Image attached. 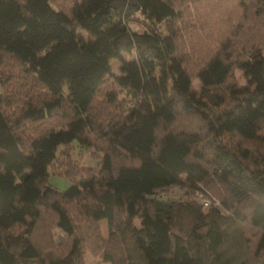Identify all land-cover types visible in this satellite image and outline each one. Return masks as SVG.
Wrapping results in <instances>:
<instances>
[{
	"label": "trees",
	"instance_id": "16d2710c",
	"mask_svg": "<svg viewBox=\"0 0 264 264\" xmlns=\"http://www.w3.org/2000/svg\"><path fill=\"white\" fill-rule=\"evenodd\" d=\"M192 1L74 0L66 11L52 0H0V69L15 61L42 87L17 113L0 91V264H84L80 223L110 264H264V38L236 46L226 37L209 51L181 30L195 18ZM236 4L252 9V25L264 21V0ZM136 13L147 28L130 27ZM231 14L216 2L197 20ZM236 68L248 85L233 81ZM59 108L62 123L22 136L23 121ZM64 147L102 157L79 178L70 169L58 190L49 168ZM171 188L182 194L161 195ZM46 211L65 237L41 244L34 232Z\"/></svg>",
	"mask_w": 264,
	"mask_h": 264
},
{
	"label": "rangeland",
	"instance_id": "374dc122",
	"mask_svg": "<svg viewBox=\"0 0 264 264\" xmlns=\"http://www.w3.org/2000/svg\"><path fill=\"white\" fill-rule=\"evenodd\" d=\"M236 1L237 0H193L191 5L194 7L193 10H191V14L195 16L194 20L191 23L188 22L185 28L183 25H180L181 30L186 32L185 37L191 39L200 38L202 40L201 43H205V48H209V51H212L217 47V41H221V39L226 37H231L230 41L238 43L236 46H241L243 42L247 41L251 34H255L259 38H264V21L258 23L257 21L259 18H256V21H254L255 24L252 25L251 20L247 19V17L252 14V9L249 7L246 12V14H248L247 16L245 14V10L242 11V9L236 4ZM52 2L55 6L68 11L74 0H52ZM216 2L217 4L219 3L220 7L228 8L230 12L233 11L234 14H231V17H228L227 19L223 18L218 22L215 20H206L205 18H200L197 20V16L202 17L207 15L208 10H212L214 5H216ZM184 6H187V4L184 3ZM147 23L148 21L142 15L136 13L133 15V19L130 20L129 25L134 30H142L147 28ZM241 26L246 27L245 31H241ZM159 27L160 29L165 30L164 23L160 24ZM213 30L215 31L214 34ZM126 57L129 56L126 55ZM110 65L111 72L113 74H119V61L117 59L111 60ZM232 79L233 81H236L238 85H248L247 78L243 75V72L240 69L236 68L233 70ZM0 80V91L3 92V95L7 94L5 96L6 98L12 100L10 107H8V112L17 113L22 102L31 97L38 99L42 95L39 94L42 92V87L37 85L34 79L30 78L28 73L24 71L23 67L18 65L15 61H7V63L1 67ZM192 87L194 89H199L200 82L197 78H193ZM108 88H114L110 78L107 79L106 84L101 87L97 95L96 102L94 104V108L97 112L102 108H105L103 106L104 91ZM121 96H123V94ZM64 111L65 109L59 108L55 110L52 115H49L46 121L42 122L23 121L20 125L19 131H22V136H26V138L38 134L41 132V130H43V128H46L50 124L62 123L65 120ZM180 122L181 124H184L183 120H178L177 123ZM181 137L188 143H191L194 140V138L188 137L185 134H182ZM62 150H64L66 154H59L57 160L50 166L49 172L51 174L48 176V183L58 190H66L70 186L71 180L67 178L71 176L70 169L71 172H73V175L76 178H79V176L84 174V169L91 166L94 168L98 167L102 157V151H98L96 148L86 150L85 152H78L76 148L73 150L71 147H64ZM181 194L182 192L175 188L161 192V195L164 196H180ZM69 207L72 209L71 204ZM53 216L54 215L48 211L44 212L43 217L39 221L34 232V238L37 242L41 244L48 243L46 240V238H48L47 235H49L48 239L53 237L54 240H60L65 237L63 231L55 225ZM134 222L137 225L139 224L137 218L134 220ZM87 227L88 225L85 223H80V228L82 229L83 233H86L90 238L87 241V243H89V249L85 250L83 255L84 264H110L108 262L102 261L101 257L95 254L92 251V248H90L96 243V240H91L92 231H87ZM98 227L100 236L106 238L107 225L104 218L98 221Z\"/></svg>",
	"mask_w": 264,
	"mask_h": 264
},
{
	"label": "built area",
	"instance_id": "2783aa9c",
	"mask_svg": "<svg viewBox=\"0 0 264 264\" xmlns=\"http://www.w3.org/2000/svg\"><path fill=\"white\" fill-rule=\"evenodd\" d=\"M197 195L200 198V194H197ZM202 201H203L204 205H208L209 204V200L206 197L205 198H202Z\"/></svg>",
	"mask_w": 264,
	"mask_h": 264
}]
</instances>
